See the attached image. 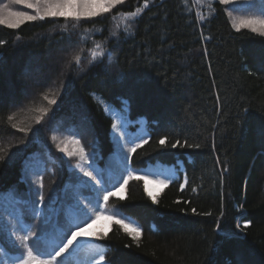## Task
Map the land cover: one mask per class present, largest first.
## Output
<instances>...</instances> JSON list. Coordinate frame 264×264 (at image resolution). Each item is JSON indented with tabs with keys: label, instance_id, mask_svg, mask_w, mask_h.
<instances>
[{
	"label": "trees",
	"instance_id": "obj_1",
	"mask_svg": "<svg viewBox=\"0 0 264 264\" xmlns=\"http://www.w3.org/2000/svg\"><path fill=\"white\" fill-rule=\"evenodd\" d=\"M206 1L204 8L200 0H148L128 18L144 0H122L79 21L0 24V264H19L27 234L19 224L42 236L48 222L40 212L50 201L76 200L109 226L66 254L65 264H96L100 253L108 264H264V36L235 27L230 16L263 19L264 0L254 11L240 1ZM62 137L76 156L63 157ZM141 140L148 143L129 158ZM177 140L200 147L172 148ZM79 163L94 170L103 196L129 172L146 178L96 205ZM32 166L38 179L27 184ZM68 186L74 193L66 200ZM121 217L141 234L116 224Z\"/></svg>",
	"mask_w": 264,
	"mask_h": 264
},
{
	"label": "snow or ice",
	"instance_id": "obj_2",
	"mask_svg": "<svg viewBox=\"0 0 264 264\" xmlns=\"http://www.w3.org/2000/svg\"><path fill=\"white\" fill-rule=\"evenodd\" d=\"M122 0H107V2H102V0H35V3L30 2V0H11L12 4H21L25 6L27 9H32L35 11V15L28 14L25 11H12L9 9V6L6 4L3 6V9L0 10V24L6 25L10 29H16L19 28L24 22L26 21H36V20H44L45 18H60L63 17L65 20L71 18L74 20H81L82 18H92L97 17L98 15H101L103 13L109 12L111 9L115 8L117 5L121 4ZM220 3L222 5H227L229 3V0H220ZM211 7V4H209ZM149 7L148 0H144L143 9L140 7H137L135 11L126 13V17L128 18H138V14L142 12V10H145ZM96 9H100V11H96ZM255 25H260V35L264 36V19H248V20H242L240 21L239 25H236L237 28L240 26L244 27H251L252 32H256L257 28ZM3 41H0V45H3ZM97 53H93V56L95 57ZM102 55V54H101ZM77 62L79 61V57L75 58ZM49 105H54L57 103L55 99H49L47 96L44 97ZM48 109H42L41 113H47ZM11 119V117H9ZM37 123H40L41 117H36ZM15 127V126H13ZM113 128H116V125H112ZM20 131H27L24 128L19 129ZM55 139V137H53ZM73 143L79 145L80 141L75 140ZM147 140H141L140 144H136L134 147L129 149V158L131 157L132 153H135L137 148L141 147L143 144H147ZM159 143L164 146L166 145V139L161 138L159 140ZM59 150L61 152H66L65 148H60L59 145H57ZM172 148L176 147H187V148H199V144H191L187 143L185 141L184 143H181L179 140H177L175 143L171 144ZM80 153V159L86 160L88 157L84 153L83 148H79ZM67 155L71 156V152H67ZM2 159V157H0ZM83 175L85 177H88L92 180H96L97 183L100 181L93 175V172L84 170ZM133 178L141 180L145 179L144 176H137L134 177L132 172H129L128 175L123 176V183L120 184L119 188L116 189V191H106L103 199L105 202L109 200V197L117 196L118 193L125 188L129 184V181ZM158 183L167 186L170 183V179H159L157 181ZM187 183V180H185V183L180 184V188L184 189L185 184ZM42 186V185H41ZM147 191V189H145ZM148 195L152 197L153 202H156V198L152 196V193L149 192ZM40 202H44L43 195L40 196ZM187 203V202H186ZM193 213L196 212V209H192ZM100 215H102L101 212H96V219H99ZM91 219V217H87V219L83 220L82 223L85 227H81L80 224L76 225V230L72 231L71 227H68L64 233V235L59 239V242L56 243L54 246H52L50 243L47 245V247H50L51 250L48 251L47 247H45V251L41 252L39 249L41 246H43V239L41 236V231H32V229L26 225V224H19V230L22 232H26V235H22L20 237L21 244L23 245L24 252L20 253V259L19 264H65L63 257L68 254L73 247L75 246V243L78 242V238H82L83 233L85 231L86 227H90L91 225L88 224V220ZM109 219H114V216H109ZM94 222V221H93ZM115 223L118 224L122 229L129 230L131 229L130 234H133L134 237H138L141 232L138 227H134L129 223L125 222V219L123 217L119 219H115ZM248 223L246 222L244 227H248ZM237 227L239 228L240 225L238 224ZM70 232L71 235H68L67 233ZM54 253V254H53ZM47 258H44V257ZM96 264H108V262L105 261V256L103 253L99 254V259L96 260Z\"/></svg>",
	"mask_w": 264,
	"mask_h": 264
},
{
	"label": "rangeland",
	"instance_id": "obj_3",
	"mask_svg": "<svg viewBox=\"0 0 264 264\" xmlns=\"http://www.w3.org/2000/svg\"><path fill=\"white\" fill-rule=\"evenodd\" d=\"M7 1L11 2V0H7ZM233 1L243 2V3H245L244 5L247 7L250 5L253 7L252 8L253 11L255 9H258V1L257 0H229V2H233ZM30 2L35 3V0H30ZM102 2H107V0H102ZM4 3L5 2L0 0V10L3 9ZM200 3H202V6L204 8H206V4H207L206 0H204V1L200 0ZM10 8L11 7H9V9ZM10 10H12V9H10ZM12 11H14V10H12ZM20 11H25L31 15L36 14L34 10L27 9L23 5L21 6ZM96 11L99 12L100 9H96ZM230 16L232 19V23L235 27H236V25H239L240 21H242V20L257 19L253 14L251 16L249 15V17H247V18L240 17L242 15H237V14H235V16H234V14H232ZM255 27L257 28L256 32H260L261 26L255 25ZM239 28L251 29V27H244V26H240ZM46 104H47V102H46ZM116 140H117V142H121L120 137L116 138ZM61 141H62L61 148L66 149V152H62V155L64 158H70V157L77 155L78 152L75 150V148L72 146L71 142H69L68 139L62 137ZM67 152H71L72 155L71 156L67 155ZM87 163H88V161H87ZM34 167L35 166H32V168L26 173L25 180H26L27 184H32L34 182V180L38 179V176L36 174V170ZM84 170H88V171L93 172V175L96 177L95 172L90 167L88 168L82 163H79L77 166V174L81 177V181H80L81 185L84 188L90 189L95 194V196L97 198V202L95 201L92 203H95L96 205L97 204L100 205L102 200H103V198H102L103 195H102V190H101V182L97 183L96 180H92L88 177H85L83 175ZM95 170L97 171L99 169L95 168ZM107 173L111 177H117L120 174V172L114 170V168H109ZM64 192H65L64 196H65L66 200L70 199L69 197L71 196L72 193H74V191L72 189H70L69 186L66 188V190ZM86 205H88V204L82 203L79 200H76L73 202H66L63 204H59L58 206L55 205V201H53V202L50 201V203L47 207V210L45 212H43V211L40 212V215H41L40 218L44 222H46V223L48 222V226H47V229L45 231H47L49 228H51L50 231H48L49 236L47 237L46 242L48 244L50 243L52 246H54L56 243L59 242V239L64 235V233L68 227H71L72 231L76 230L77 224H80L81 227H85L83 225L82 221L87 219V217H89V216L91 217V219L88 220V224L91 226L85 228V231L83 233L82 238H78V242L75 243L73 250L78 248L81 244H84L86 242H90L96 236H101V234H103L105 231H107L109 225L102 222L101 215H100L99 219H96V212L97 211L91 210V209H90L91 211L90 210L87 211V208H82ZM96 205H93V206H96ZM45 231L42 233V237H44L46 235ZM67 234L71 235L70 232H68Z\"/></svg>",
	"mask_w": 264,
	"mask_h": 264
}]
</instances>
